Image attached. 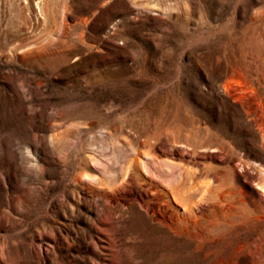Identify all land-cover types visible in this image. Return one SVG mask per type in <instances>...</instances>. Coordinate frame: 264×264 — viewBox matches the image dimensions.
<instances>
[{"label":"rangeland","instance_id":"rangeland-1","mask_svg":"<svg viewBox=\"0 0 264 264\" xmlns=\"http://www.w3.org/2000/svg\"><path fill=\"white\" fill-rule=\"evenodd\" d=\"M0 264H264V0H0Z\"/></svg>","mask_w":264,"mask_h":264},{"label":"bare ground","instance_id":"bare-ground-1","mask_svg":"<svg viewBox=\"0 0 264 264\" xmlns=\"http://www.w3.org/2000/svg\"><path fill=\"white\" fill-rule=\"evenodd\" d=\"M129 171L131 172L132 170H129ZM186 174H187V172H186ZM182 186H183V184H177L175 186V188L177 189V188H180ZM221 186H222L221 184L217 185V192H215L214 195H212V191L209 188L208 189H197L196 188V192L192 193V196L198 195V203L199 204H201L202 202L212 200V199H214L215 201H217L221 198L224 199V197H223L224 193H222V191H219ZM150 202H151V205L146 207V210L152 216V219H153L152 221L154 223H156V225H158L160 227H164L169 232L174 229L173 226L178 227V224H181L185 220V218H186L185 213H188L187 208L186 207L184 208V205H182L183 215H181V213L178 215H173V214H175L174 211H172V215H171V213H169V212H171L172 209L175 210V208H173V207L171 208L169 203H167V200H165L164 195L160 196L158 194L156 196H153L150 199ZM196 205H198V204H196Z\"/></svg>","mask_w":264,"mask_h":264}]
</instances>
